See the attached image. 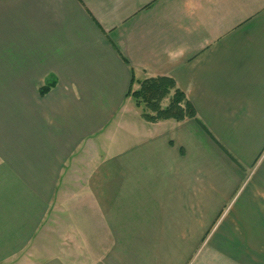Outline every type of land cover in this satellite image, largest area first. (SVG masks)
<instances>
[{
	"label": "crops",
	"instance_id": "crops-1",
	"mask_svg": "<svg viewBox=\"0 0 264 264\" xmlns=\"http://www.w3.org/2000/svg\"><path fill=\"white\" fill-rule=\"evenodd\" d=\"M158 76L197 118L143 117ZM0 100L40 178L90 180L95 264H264V0H0Z\"/></svg>",
	"mask_w": 264,
	"mask_h": 264
},
{
	"label": "rangeland",
	"instance_id": "rangeland-1",
	"mask_svg": "<svg viewBox=\"0 0 264 264\" xmlns=\"http://www.w3.org/2000/svg\"><path fill=\"white\" fill-rule=\"evenodd\" d=\"M4 102L0 100V107ZM168 103L166 97L162 105ZM8 112L0 111V264L98 263L117 244L101 236L100 228L81 224L85 212L80 207L90 180H79V185L77 180L40 178L43 167L51 164L37 163L35 155L23 152L16 135L19 109ZM259 169L255 185L264 188V163Z\"/></svg>",
	"mask_w": 264,
	"mask_h": 264
},
{
	"label": "trees",
	"instance_id": "trees-1",
	"mask_svg": "<svg viewBox=\"0 0 264 264\" xmlns=\"http://www.w3.org/2000/svg\"><path fill=\"white\" fill-rule=\"evenodd\" d=\"M134 80V78H133ZM54 82H47L41 88V94H46ZM128 95L136 99L138 105L145 104L143 117L150 122L174 119L182 121L186 118H197L193 104L188 100L185 93L178 88L175 80L167 76L149 77L140 81V88L132 90ZM169 97V103L162 105V101Z\"/></svg>",
	"mask_w": 264,
	"mask_h": 264
}]
</instances>
